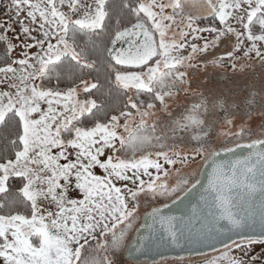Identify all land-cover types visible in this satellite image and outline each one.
<instances>
[{
    "label": "rangeland",
    "instance_id": "obj_1",
    "mask_svg": "<svg viewBox=\"0 0 264 264\" xmlns=\"http://www.w3.org/2000/svg\"><path fill=\"white\" fill-rule=\"evenodd\" d=\"M154 1V7L168 6V13L181 0ZM192 1H183L188 12L179 14L180 25L150 14L163 35V55L142 73L118 76L128 97L102 123L96 64L72 29H97L106 0H0V121L14 110L24 127L23 151L0 164V264H246L264 248L256 239H243L187 258L153 263L126 258L144 217L195 185L209 157L208 149L184 142L173 155L170 150L157 155L167 150L161 148L167 141L154 132L155 124L175 116L180 104L189 106L191 116H201L207 101L221 99L213 93L191 106L200 92L213 88L207 74H247L264 61V0H194L199 8L191 7ZM199 10L219 14L232 36L215 27L202 29L195 18ZM263 80L250 83L259 82L260 102ZM212 115L206 119L216 129L205 130L214 136L210 148L264 141V113L245 120ZM174 118L160 128L165 139L169 131L179 132L174 126L180 120Z\"/></svg>",
    "mask_w": 264,
    "mask_h": 264
},
{
    "label": "trees",
    "instance_id": "obj_2",
    "mask_svg": "<svg viewBox=\"0 0 264 264\" xmlns=\"http://www.w3.org/2000/svg\"><path fill=\"white\" fill-rule=\"evenodd\" d=\"M144 1L145 0H106L104 21L99 24L97 29H87V31L81 28L72 29L76 36H78L80 42H84V45H82L83 53L86 52L84 55L87 59H91L96 64L94 77L99 82V119H101L99 122L103 123L104 121H108L110 115L117 114L121 106L125 105V99L128 97L127 87L119 83L117 79L118 76L122 73H142L148 68L154 67L163 55V40H161L163 35L160 30L151 23V10L152 12H158L160 17L169 18L171 20L174 18L172 21L177 25H180L179 23L181 22L179 14L188 12L183 8V0L180 1V6L169 7L168 13H166L168 6H162L163 3L159 5V8L149 9V6L152 7V4L156 1L148 0L149 5H145ZM192 2L191 7L196 6L199 8L200 1L199 3H195L194 0ZM144 6H147L146 8L148 10ZM200 11L201 10L198 11L195 18L198 23L197 25L202 29L211 28L213 30L215 27L214 29H216L217 32L222 29L225 35L232 36L231 31L228 34L227 29L222 27L223 24L219 14L201 15L199 14ZM262 13L264 14V8L260 9V14ZM261 19L263 24L260 25V34L264 37V15ZM217 21L220 22L221 27L219 26L216 28ZM177 25H174V27ZM247 28L249 32H253L252 26L248 25ZM240 60L241 58L237 61ZM166 68L168 67L164 69ZM88 72L92 74V69H89ZM211 75L213 77H211ZM206 76L210 84L212 82L214 86L213 88H206L203 92H200L197 95L199 101L191 106H200L208 97H212V95H214L213 93H219L222 98L214 100V97L212 101H207L208 106L203 109L201 116H191L192 114L189 113V106H187V104H176L178 107H176L177 111L175 116H172L173 114L164 116L162 118L164 123L158 121L157 124H155L156 130L154 132L161 141H167V144L161 147L167 150L162 153H157V155L160 154L162 157H165L168 150H170L173 155L175 147L180 146L183 148L184 143H191L198 144L196 146L198 151H207L208 149V161L213 154L232 150L238 146L237 143L225 145L224 142H219L217 144L218 146L210 148L209 143L214 136H208L205 130L213 131L216 129V126L214 127L212 120L211 124H208L209 121H207L208 118L206 119V116L210 115L212 117V114H222L224 118L236 117L245 120L246 117H253L258 114V112L259 114L264 113V101H259L260 86H258V81L264 79V61H262V65L256 66L252 72L247 74L233 71L224 73L220 71L219 73L207 74ZM254 76L258 81L254 84H250L254 82ZM212 78H215L213 80L214 82ZM143 92L147 94L149 91ZM243 93H247V95L244 96L242 100H239L238 95H243ZM158 103L159 101L156 102L155 105L157 106ZM222 109H224L223 113H221ZM174 117L180 120V130L178 125L174 126V131L178 130L179 132L173 133L169 131L171 135L169 137L166 136L165 139L163 133L160 134L161 132H159L161 131L160 128L163 129L162 126L166 125L167 121H171ZM135 134H138V132ZM23 135L24 127L21 115L14 110L8 112L0 121V164L13 162L17 159L18 155L24 149ZM139 138L143 140L144 137L139 136ZM176 154L182 156L179 153ZM150 160V158L147 159V161ZM128 261L135 263V261Z\"/></svg>",
    "mask_w": 264,
    "mask_h": 264
},
{
    "label": "water",
    "instance_id": "obj_3",
    "mask_svg": "<svg viewBox=\"0 0 264 264\" xmlns=\"http://www.w3.org/2000/svg\"><path fill=\"white\" fill-rule=\"evenodd\" d=\"M264 239V141L213 154L198 182L147 214L126 258L149 263Z\"/></svg>",
    "mask_w": 264,
    "mask_h": 264
},
{
    "label": "flooded vegetation",
    "instance_id": "obj_4",
    "mask_svg": "<svg viewBox=\"0 0 264 264\" xmlns=\"http://www.w3.org/2000/svg\"><path fill=\"white\" fill-rule=\"evenodd\" d=\"M257 240H258L257 241L258 244H264V239H257ZM191 256H193V255L181 256L178 258H187V257H191ZM171 258H173V257H171ZM246 264H264V248H261L253 256H251L248 259V262H246Z\"/></svg>",
    "mask_w": 264,
    "mask_h": 264
},
{
    "label": "crops",
    "instance_id": "obj_5",
    "mask_svg": "<svg viewBox=\"0 0 264 264\" xmlns=\"http://www.w3.org/2000/svg\"><path fill=\"white\" fill-rule=\"evenodd\" d=\"M183 1H185V0H183ZM154 3H157V2H154ZM144 4H145V1H144ZM163 5H164V3L162 4V6H163ZM144 7H145V6H144ZM144 7H143V8H144ZM145 8H146V7H145ZM150 8L152 9V8H156V7H154V6L152 5V7L149 6V9H150ZM146 9H147V8H146ZM147 10H148V9H147ZM151 15H152V11H151Z\"/></svg>",
    "mask_w": 264,
    "mask_h": 264
},
{
    "label": "bare ground",
    "instance_id": "obj_6",
    "mask_svg": "<svg viewBox=\"0 0 264 264\" xmlns=\"http://www.w3.org/2000/svg\"><path fill=\"white\" fill-rule=\"evenodd\" d=\"M142 226V225H141Z\"/></svg>",
    "mask_w": 264,
    "mask_h": 264
}]
</instances>
